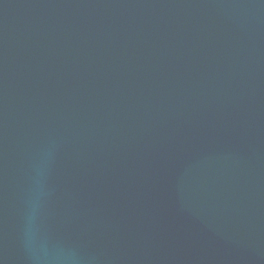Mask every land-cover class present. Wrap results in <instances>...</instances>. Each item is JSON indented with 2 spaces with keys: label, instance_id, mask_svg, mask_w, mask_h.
Here are the masks:
<instances>
[{
  "label": "water",
  "instance_id": "obj_1",
  "mask_svg": "<svg viewBox=\"0 0 264 264\" xmlns=\"http://www.w3.org/2000/svg\"><path fill=\"white\" fill-rule=\"evenodd\" d=\"M0 264H264V0H0Z\"/></svg>",
  "mask_w": 264,
  "mask_h": 264
}]
</instances>
